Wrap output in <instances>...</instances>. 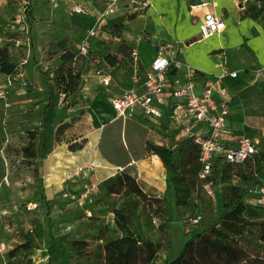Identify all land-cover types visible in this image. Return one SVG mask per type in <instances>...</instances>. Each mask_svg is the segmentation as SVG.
Instances as JSON below:
<instances>
[{
    "label": "crops",
    "instance_id": "obj_1",
    "mask_svg": "<svg viewBox=\"0 0 264 264\" xmlns=\"http://www.w3.org/2000/svg\"><path fill=\"white\" fill-rule=\"evenodd\" d=\"M140 1L143 0H121L116 7L117 16H109L104 22L109 25L110 32L103 31L101 36L92 40L88 56H75L73 63L82 71L81 85L67 99L68 105L71 100L75 107L67 108L60 104L59 89L54 82L59 75L61 57L57 58V64L51 66L49 74L36 71L35 65L31 63L35 57L32 47L18 48L19 45H28L16 34L26 26L13 20V17L18 16L22 6L21 0H0V49L6 48L4 52L7 61L16 69L12 74L0 71V88L3 87L5 91L9 89L10 98L17 97L23 105L33 104L32 122L25 119V122H29L27 125L32 123L33 126L26 128V131H37L34 160L37 162L39 177L44 178L51 189L53 185L54 188L61 186L64 181L61 175H57V171H61L57 168V163L60 162L59 147L55 142L57 127L69 123L68 119L73 117L72 113L76 107L88 104L90 109L77 118L72 126L73 130L80 131L77 133L85 142L83 149L78 154L71 153V158L64 157V160L71 164L65 161L61 164L70 169L76 163L77 155L83 154L88 160L86 163L95 165V168H92L95 170L94 175L88 176L87 171L82 176L88 177V181L101 182L126 169L137 178L145 192L159 197L167 190L166 170L160 158L146 150V143L152 141L166 145L171 142L174 133L168 130L166 124L154 123L139 110L133 118H116L110 104L113 96L133 85L131 52L129 55L118 52V46L122 42L130 51L137 52L139 81L136 86L141 89L144 72L156 56V46L160 42L170 44L184 64L200 73L217 75L225 70L236 71L235 78L226 77L222 83L226 88L223 97L229 108L222 141L225 146L234 148L241 138L248 137L256 145H264V114L255 116L248 113L249 110L264 106V0H148L149 5L144 8L140 6ZM199 4L204 5L198 6ZM105 7L106 0H103L101 7L91 4L87 6L101 8L100 10ZM206 12L217 15L225 26L208 38H200L199 25ZM132 13H135V16L128 20L127 16ZM85 14L72 15L73 22L81 31L76 40V47L86 30L95 23V17L92 19ZM120 22L123 27L118 29L116 25ZM145 32L151 35L153 42L144 39L142 34ZM110 41L116 49L114 54H109L102 48L104 42ZM146 45L151 47V51H146ZM107 54L112 57L110 59L114 64L108 62ZM122 59L125 61L120 63L119 60ZM94 60L111 73L112 81L109 86L104 87L98 83L94 75ZM9 77L13 79L10 88L6 83ZM232 81L234 84L229 86ZM15 88L19 91L13 95ZM216 98L221 99L218 95ZM105 133L107 144L102 146ZM127 133L131 147L126 143ZM117 142H121L122 150L117 148ZM62 172L63 175L65 170ZM166 196L171 199L169 193ZM109 214L112 229L113 214ZM42 225L43 238L39 248L22 251L11 259L4 255L5 259L1 260L0 264H53V258L49 260L47 254L48 225L46 226L44 221ZM1 226L6 225L0 220ZM9 231V228L5 229L8 236ZM115 235L118 236L119 233ZM23 242L20 240L13 242V245L9 244L7 252ZM61 262L67 264L63 258Z\"/></svg>",
    "mask_w": 264,
    "mask_h": 264
},
{
    "label": "trees",
    "instance_id": "obj_2",
    "mask_svg": "<svg viewBox=\"0 0 264 264\" xmlns=\"http://www.w3.org/2000/svg\"><path fill=\"white\" fill-rule=\"evenodd\" d=\"M134 16L135 13L129 14L127 19ZM116 27L122 28L123 23ZM5 49H0V71L12 74L16 69L7 61ZM118 52L129 55L131 51L122 42ZM60 57L62 63L54 82L68 99L79 89L82 71L74 65L72 51L63 50ZM106 58L114 64L109 54ZM69 125L61 124L56 131ZM26 133L28 143L22 146L21 152L31 161L36 157L37 131L27 130ZM146 150L157 155L166 170V192L159 197L145 192L137 178L126 169L102 180L99 192L103 191L104 196H117L120 201L110 211L114 234L119 235H110V227L101 225L91 235L95 244L90 248L85 239H70L69 233L56 235L54 222L48 219L49 260L60 250L67 264H264V205H252L247 201L248 190L254 183L253 171L264 172V145L241 165L216 158L208 181L217 190L216 197H220L219 211L202 229L191 227L186 232L189 237L174 256L170 255V199L166 194L169 193L175 207L187 206L193 197L200 199L204 192L203 181L198 177L201 169L199 146L189 138L175 139L173 136L166 145L148 141ZM155 233L160 234V241L153 239ZM42 238L43 225L38 219L33 228L23 234L24 242L8 251L5 257L11 259L22 251L39 248ZM164 245L167 254L161 263L158 255Z\"/></svg>",
    "mask_w": 264,
    "mask_h": 264
},
{
    "label": "rangeland",
    "instance_id": "obj_3",
    "mask_svg": "<svg viewBox=\"0 0 264 264\" xmlns=\"http://www.w3.org/2000/svg\"><path fill=\"white\" fill-rule=\"evenodd\" d=\"M21 2L22 6L18 11V16L13 17V20L18 23L22 22L26 26L24 30L18 31L16 34L18 38H23L28 45H19L18 48L32 47L35 57L31 63L35 65L36 71L48 72V74L51 71V66L58 63L57 58L63 50H70L75 56L79 55L76 40L80 37L81 31L77 29L78 25L72 19L74 18L72 17L74 5H81L86 11L85 15L93 19L102 10H100L101 8H87V6L91 4L94 7H101L103 4V0H21ZM117 14L118 11L112 14L110 18L116 17ZM108 28L109 25L104 23L102 30L110 32ZM142 36L147 41L153 42L148 32L143 33ZM102 48L109 54H114L113 51L116 50L111 41L104 42ZM144 48L148 52L151 51L149 45ZM123 60H119V62L122 63ZM233 84L232 81L228 85L232 86ZM8 90L5 98H0V220L3 225H6L0 227V261L5 259L4 255L8 250V245H13L15 241H24L23 234L32 229L38 219L41 222L44 221L46 226L47 220H52L56 235L69 233L70 239H85L92 248L95 244L91 239L92 233L101 225L110 227L112 222L109 213L113 206L118 205L120 201L117 196L102 195L103 191L97 192L92 203L80 200V187L83 183L90 182L86 180L88 177L83 178L82 175H79L73 180L66 181L64 174L76 167L84 170L85 166L89 165L86 163L88 160L84 158L83 154H79L72 168L68 169L61 164L62 161L68 162L64 160V157L71 158V153L78 154L82 151L85 142L82 136L77 133L80 131L73 130L72 126L77 118L90 109V106L84 104L76 107L72 113L74 114L73 117L68 119L70 125L62 131H56L55 142L59 147L58 161H60L57 163V168L61 169V171H57V175H61L64 181L61 182V186L54 188L55 185H53L51 189L45 179L39 177L37 162L25 159L21 152L22 146L28 143L26 128L33 126L32 123L27 125L29 122H25L26 118L32 122L33 104L23 105V102L18 101L17 97V99H11ZM16 91L19 90L13 89V95L17 93ZM66 107L75 106L70 100ZM248 113L260 116L264 114V106L249 110ZM160 129L164 131L162 127ZM107 139V133H105L101 142L102 146L107 144ZM126 143L131 147L128 133ZM261 145H255V149L259 151ZM117 148L122 150L121 142H117ZM63 170L65 173L62 175ZM84 171H88V176L95 174V170L92 169H85ZM215 191L217 190L215 189ZM207 198L204 193L199 200L193 197L190 204L185 207H175L169 198L168 219L171 256L177 254L189 237L183 225L185 218L201 213L202 221L199 226L194 227L197 230L202 229L207 221L216 218L220 197ZM6 228L11 230L9 231L10 236L5 232ZM114 232V227H112L110 235L114 236ZM153 239L160 241V234L155 233ZM166 254L167 249L164 245L159 252L158 261L162 263ZM52 258L53 264H63L62 258L65 261L60 250L56 251Z\"/></svg>",
    "mask_w": 264,
    "mask_h": 264
},
{
    "label": "built area",
    "instance_id": "obj_4",
    "mask_svg": "<svg viewBox=\"0 0 264 264\" xmlns=\"http://www.w3.org/2000/svg\"><path fill=\"white\" fill-rule=\"evenodd\" d=\"M121 0H106V7L94 18V25L89 27L77 46L80 55L88 56L92 40L103 34L102 26L105 20L117 11ZM142 8L149 5L148 0L139 2ZM204 5V4H199ZM73 12L84 14L81 6H74ZM224 22L215 14L206 12L199 25L200 38H208L224 28ZM133 85L110 100L116 118L127 120L133 118L137 110L158 125L166 124L173 132L175 139L189 138L199 146V161L201 169L199 179L203 181L202 190L209 199L216 198L213 184L208 181L212 166L217 157L234 165L243 164L251 154L256 152L255 143L248 137L238 141L236 147L225 146L222 135L226 128V118L229 112L227 102L223 96L226 88L222 85L224 78H235L236 71L225 70L221 74L213 75L200 73L191 66L184 64L178 54L168 43H158L156 56L144 72L142 89L136 86L139 81L138 58L135 50L131 51ZM94 75L101 86L111 84V73L100 66L97 60ZM13 79L6 80L8 88ZM0 98H5L6 91L0 88ZM218 95L221 99H217ZM60 104L68 105L63 92L58 93ZM7 105V103H6ZM93 164L85 166L91 170ZM84 169V170H85ZM82 168H73L64 174L65 180L70 181L84 174ZM236 179V176H232ZM254 183L248 190V203L264 205V172L253 171ZM97 180L85 182L80 187V200L92 203L99 191ZM202 215L196 214L183 220L185 232L199 225Z\"/></svg>",
    "mask_w": 264,
    "mask_h": 264
}]
</instances>
